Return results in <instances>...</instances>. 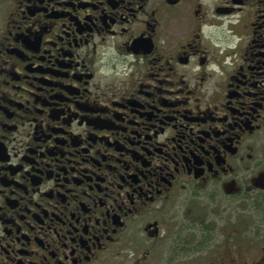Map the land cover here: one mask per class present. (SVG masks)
Here are the masks:
<instances>
[{"label": "flooded vegetation", "instance_id": "obj_1", "mask_svg": "<svg viewBox=\"0 0 264 264\" xmlns=\"http://www.w3.org/2000/svg\"><path fill=\"white\" fill-rule=\"evenodd\" d=\"M0 264H264V0H0Z\"/></svg>", "mask_w": 264, "mask_h": 264}]
</instances>
